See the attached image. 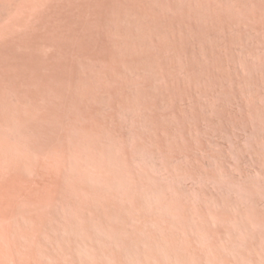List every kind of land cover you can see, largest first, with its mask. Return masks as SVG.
Instances as JSON below:
<instances>
[{
    "label": "rangeland",
    "instance_id": "374dc122",
    "mask_svg": "<svg viewBox=\"0 0 264 264\" xmlns=\"http://www.w3.org/2000/svg\"><path fill=\"white\" fill-rule=\"evenodd\" d=\"M172 2L0 0V264H264V0Z\"/></svg>",
    "mask_w": 264,
    "mask_h": 264
},
{
    "label": "bare ground",
    "instance_id": "6f19581e",
    "mask_svg": "<svg viewBox=\"0 0 264 264\" xmlns=\"http://www.w3.org/2000/svg\"><path fill=\"white\" fill-rule=\"evenodd\" d=\"M9 1V0H8ZM173 0H171L172 2ZM86 2V1H85ZM54 3V2H53ZM101 3V2H100ZM105 3V2H104ZM175 7L180 6V4L176 3V1L172 2ZM2 4V3H1ZM10 5V4H9ZM96 6V5H94ZM108 6V5H107ZM90 7V6H89ZM106 8V7H105ZM45 9V8H44ZM104 9V8H103ZM25 11V10H24ZM23 11V13H24ZM36 11V10H35ZM85 11V9H84ZM96 11V10H95ZM117 13V12H116ZM120 13H122L120 11ZM128 13V12H127ZM127 13H122L117 19V27L120 30V32L124 33L129 40V44L131 46H137V48H141L138 52L139 55L137 60L141 61L142 56L145 54V51L143 50L142 47H145V44L143 43V38L136 29V23L134 24L132 18L129 16ZM74 15V14H72ZM113 15V14H112ZM119 15V14H118ZM68 17V15H67ZM71 17V16H69ZM66 18V17H65ZM74 18V17H73ZM114 18V17H113ZM68 20V19H67ZM66 21V20H65ZM71 23V22H70ZM43 25V24H42ZM66 25V24H65ZM64 25V26H65ZM56 26V25H55ZM50 27V26H49ZM57 27V26H56ZM63 27V26H62ZM69 27V26H68ZM67 29V27H66ZM38 30V29H37ZM40 31V30H39ZM47 32V30H45ZM51 31V30H50ZM65 31V30H64ZM75 31V30H74ZM42 32V31H41ZM48 35V34H47ZM55 35V34H54ZM85 35V34H84ZM45 36V34H44ZM51 37V36H50ZM42 38V37H41ZM55 38V37H54ZM82 38V37H81ZM44 39V38H43ZM71 39V38H70ZM73 39V38H72ZM79 38H77L78 40ZM38 40V39H37ZM51 40V39H50ZM49 40V41H50ZM59 40V39H58ZM74 40V39H73ZM87 40V39H86ZM72 41V40H71ZM86 42V41H84ZM103 42V41H102ZM87 43V42H86ZM74 44V43H73ZM41 45V44H40ZM69 46V45H68ZM71 46V45H70ZM69 46V47H70ZM4 47V46H3ZM33 47V46H32ZM68 49V47H67ZM1 50V49H0ZM69 50V49H68ZM86 50V49H85ZM93 50V49H92ZM141 50H143V55L141 53ZM8 51V50H7ZM70 51V50H69ZM99 51V50H98ZM5 52V51H4ZM101 54V53H100ZM5 55V54H4ZM3 55V56H4ZM95 55V54H94ZM58 56V55H57ZM62 56V55H61ZM5 57V56H4ZM57 58V57H56ZM59 58V56H58ZM64 58V57H63ZM62 58V59H63ZM70 58V57H69ZM60 59V58H59ZM65 59V58H64ZM4 60V59H3ZM7 61V60H6ZM65 61V60H64ZM4 62V61H3ZM70 62V61H69ZM1 63V60H0ZM64 63V62H63ZM7 64V62L5 63ZM2 65V63H1ZM5 66V65H4ZM61 66V65H59ZM11 67V66H10ZM5 68V67H4ZM9 69V67H7ZM6 68V69H7ZM70 69V68H69ZM5 70V69H4ZM6 71V70H5ZM11 72V71H10ZM71 73V72H70ZM4 74V73H3ZM2 78V77H1ZM11 79V78H9ZM21 79V78H20ZM8 81V80H7ZM67 81V80H66ZM14 84V83H13ZM8 85V84H7ZM27 86V85H26ZM8 87V86H7ZM6 87V88H7ZM10 89V88H9ZM7 90V89H6ZM9 91V90H8ZM4 92V91H3ZM13 116V115H12ZM37 145V144H36ZM4 168V167H3ZM58 171V170H57ZM51 177V176H50ZM49 179V178H48ZM52 179V178H51ZM56 180V179H55ZM13 188V189H12ZM11 189V190H10ZM22 193L20 189L15 186V183L12 185L10 184H4L0 186V221L10 219L11 216L14 215L15 210H16V204L19 200V197H21ZM13 197V199H11ZM52 199V197H51ZM49 201V200H48ZM52 203V202H51ZM2 252V251H1Z\"/></svg>",
    "mask_w": 264,
    "mask_h": 264
}]
</instances>
